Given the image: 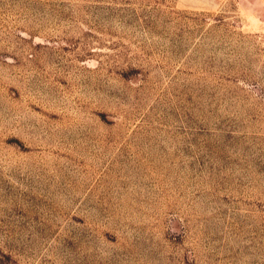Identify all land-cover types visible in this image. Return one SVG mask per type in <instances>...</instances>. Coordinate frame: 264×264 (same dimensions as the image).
<instances>
[{"label": "rangeland", "instance_id": "374dc122", "mask_svg": "<svg viewBox=\"0 0 264 264\" xmlns=\"http://www.w3.org/2000/svg\"><path fill=\"white\" fill-rule=\"evenodd\" d=\"M0 264H264V0H0Z\"/></svg>", "mask_w": 264, "mask_h": 264}]
</instances>
